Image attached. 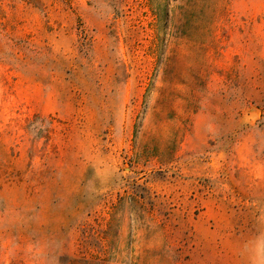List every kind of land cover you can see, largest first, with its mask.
<instances>
[{
    "label": "rangeland",
    "instance_id": "1",
    "mask_svg": "<svg viewBox=\"0 0 264 264\" xmlns=\"http://www.w3.org/2000/svg\"><path fill=\"white\" fill-rule=\"evenodd\" d=\"M0 264H264V0H0Z\"/></svg>",
    "mask_w": 264,
    "mask_h": 264
}]
</instances>
